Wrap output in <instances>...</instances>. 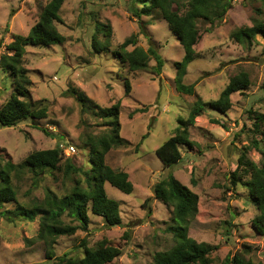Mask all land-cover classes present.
Listing matches in <instances>:
<instances>
[{"label":"rangeland","instance_id":"1","mask_svg":"<svg viewBox=\"0 0 264 264\" xmlns=\"http://www.w3.org/2000/svg\"><path fill=\"white\" fill-rule=\"evenodd\" d=\"M50 1L0 0V58L9 54L7 47L14 36L28 35ZM136 7L141 6L134 0H66L59 13L61 21L56 23L65 43L26 48L23 63L31 80L30 99L35 106L47 109V117L29 119L14 127L0 125V173L10 174L18 202L26 207L40 204L47 190L65 195L74 186V176L67 178L63 171L39 175L18 166L30 154L60 144L65 160L71 158L76 167L89 168L83 139L107 134L109 129L92 112L84 113L66 91H83L101 108L119 102L120 135L126 145L112 149L107 162L115 170L128 173L134 190L127 195L108 183L105 189L108 197L120 204L123 224L108 227L101 217L90 214L89 229L60 237L54 256L82 258L84 241L93 248L108 240L122 251L110 264H153L157 252L174 245L169 230L172 208L154 195L156 184L173 173L198 195V212L189 222L188 235L216 248L210 256L214 264L236 254L264 263V236L258 235L252 225L257 209L248 190L241 185L233 187L230 181L243 149L254 139L249 112L264 113V35L259 33L239 43L232 34L240 28L264 24V0H235L224 20L211 31L206 21H197L201 32L198 55L184 78L185 84L196 85V96L182 95L175 89V64L184 56L177 36L158 13L141 20L135 18ZM98 23L111 27L110 39L96 33ZM142 30L150 35L165 61L161 74L150 69L129 72L113 53L132 36L138 37L137 46L147 50L150 42ZM94 36L100 44L108 45L109 51L97 54L92 46ZM133 49L128 47L129 51ZM154 66L156 61L152 60L150 67ZM241 72L250 76V88L232 95V108L225 115L207 108L190 129L196 145L192 149L181 146L182 160L165 167L156 150L174 134L179 119L188 117L198 99L216 101ZM126 80L132 88L129 95L125 93ZM13 81L11 74L0 68V106L10 99ZM249 157L259 165L263 163L262 154L254 148ZM15 208L12 203L4 210ZM15 220L0 218V264H53L55 260L47 257L45 244L36 240L40 217L34 221ZM246 245L251 246V254L244 253Z\"/></svg>","mask_w":264,"mask_h":264},{"label":"trees","instance_id":"2","mask_svg":"<svg viewBox=\"0 0 264 264\" xmlns=\"http://www.w3.org/2000/svg\"><path fill=\"white\" fill-rule=\"evenodd\" d=\"M66 0H51L42 10L39 20L27 36H14V41L7 47L9 54L0 58V68L11 74L14 90L10 99L0 106V125L14 127L26 120L45 119L47 109L39 108L30 99L31 80L29 72L24 67L23 57L28 46L49 47L63 45L66 38L59 32L56 23L61 21L60 10ZM235 0H134L137 5L134 17H151L155 13L161 15L170 30L180 41L184 56L176 63L174 78L176 92L182 95L196 96V85H187L184 78L189 66L197 59L196 46L201 40V32L197 26L198 20H204L210 25L211 31L217 22L226 17L233 8ZM98 35L103 34L106 39L112 35L111 27L98 23ZM142 29H145L141 26ZM149 39L147 50L138 45V37L132 36L113 52L118 61L125 65L129 72L153 70L161 74L165 61L160 55L150 35L142 30ZM263 33L264 24H256L250 28L236 30L232 37L236 42L244 43L246 39H254ZM108 43V42H107ZM93 49L99 54L109 51L108 45L100 44L96 36L93 39ZM132 46V51L128 47ZM156 61V66L150 67V62ZM252 85L250 76L241 72L234 76L216 101L204 102L196 100L191 105V111L186 119H179V126L174 134L166 140L157 150L156 155L165 165L171 168L182 160L181 146L192 149L196 143L190 138V129L195 126L196 119L210 108L220 114L228 113L232 108L231 97L235 93L247 91ZM132 91L129 80L125 81V93ZM66 94L72 95L83 109V112L94 114L101 118L109 129L107 134L100 136H87L82 146L88 150L89 168L76 167L71 158L64 159L60 144L52 150L36 151L30 154L18 168H28L39 175L43 172H62L69 178L75 177L74 186L63 196L47 190L44 200L32 207H26L18 202V194L13 186L11 176L7 171L0 173V218L11 222L17 220L34 221L40 217V229L36 240L43 242L48 250L47 257L53 258V264H110L122 255V251L108 240H102L93 248L84 244V256L72 258L68 255L55 257L54 246L57 240L64 236H74L79 230L87 231L90 226V214L101 217L108 227H120L123 224L120 204L108 197L105 185L108 183L124 194L133 193L134 187L125 171L115 170L107 162V155L112 149L126 145L121 137L120 108L115 103L111 108H101L94 103L83 91L69 88ZM146 110V109H143ZM140 111V110H138ZM253 121L254 139L250 146L243 149L238 160L237 169L231 174V185H241L249 192V198L257 209V215L252 221L254 230L258 235L264 236V113L250 111ZM133 115V114H132ZM147 136L143 137V140ZM140 147L138 144L137 148ZM254 148L263 156L260 165L249 157V151ZM155 198L172 208V225L169 230L174 236V245L166 251L157 252L153 264H214L210 258L216 249L206 243H199L188 235V226L198 212V195L188 187L182 185L170 173L166 178L156 184ZM16 204L14 210H4L5 205ZM128 237V233L125 234ZM31 244V240H26ZM244 253L251 254V246H244ZM217 264H264L252 258L236 254L227 256L224 261Z\"/></svg>","mask_w":264,"mask_h":264},{"label":"built area","instance_id":"3","mask_svg":"<svg viewBox=\"0 0 264 264\" xmlns=\"http://www.w3.org/2000/svg\"><path fill=\"white\" fill-rule=\"evenodd\" d=\"M60 146H61V145H60ZM60 146H59V147H60ZM68 148H69V150L72 151V152H75V151H76L75 148H73V147H69V146H68ZM60 149L63 150V149H64V146H61Z\"/></svg>","mask_w":264,"mask_h":264}]
</instances>
